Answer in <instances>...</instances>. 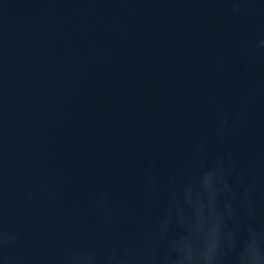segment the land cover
<instances>
[{"label": "water", "instance_id": "obj_1", "mask_svg": "<svg viewBox=\"0 0 264 264\" xmlns=\"http://www.w3.org/2000/svg\"><path fill=\"white\" fill-rule=\"evenodd\" d=\"M0 264H264V0H0Z\"/></svg>", "mask_w": 264, "mask_h": 264}]
</instances>
